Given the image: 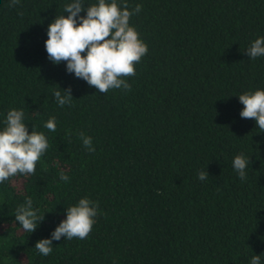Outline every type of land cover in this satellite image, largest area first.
Here are the masks:
<instances>
[{"label": "trees", "instance_id": "obj_1", "mask_svg": "<svg viewBox=\"0 0 264 264\" xmlns=\"http://www.w3.org/2000/svg\"><path fill=\"white\" fill-rule=\"evenodd\" d=\"M0 264H264V0H0Z\"/></svg>", "mask_w": 264, "mask_h": 264}]
</instances>
